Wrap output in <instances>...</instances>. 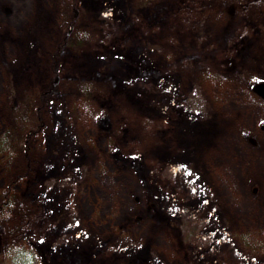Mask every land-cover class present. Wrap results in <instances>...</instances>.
Returning a JSON list of instances; mask_svg holds the SVG:
<instances>
[{
    "label": "rangeland",
    "instance_id": "1",
    "mask_svg": "<svg viewBox=\"0 0 264 264\" xmlns=\"http://www.w3.org/2000/svg\"><path fill=\"white\" fill-rule=\"evenodd\" d=\"M179 3L0 0V264H264V0ZM106 42L171 104L86 73Z\"/></svg>",
    "mask_w": 264,
    "mask_h": 264
},
{
    "label": "trees",
    "instance_id": "2",
    "mask_svg": "<svg viewBox=\"0 0 264 264\" xmlns=\"http://www.w3.org/2000/svg\"><path fill=\"white\" fill-rule=\"evenodd\" d=\"M187 0H181V3H185ZM150 24V23H148ZM140 23H136V25L130 30L124 32L121 36V39H125L127 36L134 34V30H140ZM150 26V25H147ZM119 39L116 38V42ZM113 43H104L99 47H95L92 51V60L87 66L86 73H90L91 71H95L94 73H98V75H113L116 78L123 81L126 84V88L120 84V92H124L125 95H128L129 102H132L133 105H136L138 108H148L149 110H159L162 111L165 107H168L170 103V94L169 90L163 86L162 81L156 78H152L150 80H145V78H138L132 76L130 71L128 70V65L126 61L122 60V51H116L113 46ZM156 49L160 50V46H154ZM119 52V53H117ZM58 57V56H57ZM126 58L125 56H123ZM58 59V58H57ZM56 59V61H57ZM84 74L80 69L78 70L76 66H74L73 76H80ZM171 169V167H170ZM168 170L167 173L164 172V176L169 177L171 170ZM46 179L47 187L49 188L52 184V181L55 180L58 184L60 183L57 179L52 178ZM166 177V178H167ZM7 202L2 199L0 200V211L4 208ZM69 209H72V202H69ZM70 214V213H67ZM64 213L62 217L60 216V221H63V226L66 228H70V215ZM194 213L184 212L179 219H175L170 222L171 230H173V235L175 241L177 239L181 243V247H183L186 251L185 256L187 257L190 253L187 250L188 245L192 247H198L200 245L199 231L202 229V225L196 221V218L193 217ZM75 226V224H74ZM71 232V230H70ZM80 237L76 232L72 234L64 229V233L60 235L58 239V246L63 245L64 243L71 242L74 244L76 242L75 238ZM203 242V241H202ZM201 242V243H202ZM204 243V242H203ZM36 254L39 256L40 264H65L64 260L53 261L50 260L46 255L40 254L38 251ZM23 255V254H22ZM19 260L18 257H16ZM192 264V263H189Z\"/></svg>",
    "mask_w": 264,
    "mask_h": 264
},
{
    "label": "water",
    "instance_id": "3",
    "mask_svg": "<svg viewBox=\"0 0 264 264\" xmlns=\"http://www.w3.org/2000/svg\"><path fill=\"white\" fill-rule=\"evenodd\" d=\"M259 90H260V92H263V89L262 88H260Z\"/></svg>",
    "mask_w": 264,
    "mask_h": 264
}]
</instances>
